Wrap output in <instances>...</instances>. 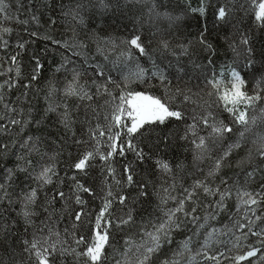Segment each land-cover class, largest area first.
<instances>
[{
    "label": "snow or ice",
    "instance_id": "6c2138e0",
    "mask_svg": "<svg viewBox=\"0 0 264 264\" xmlns=\"http://www.w3.org/2000/svg\"><path fill=\"white\" fill-rule=\"evenodd\" d=\"M15 3L18 7L13 12L8 0H0V49L8 47L9 42L5 37L13 31V28L7 26L9 22L23 26L29 24V19H19L16 14L23 8L21 0H15ZM97 3L102 10L110 7L106 0H97ZM61 7L63 9L65 6ZM83 7L82 2L75 7L68 5L63 15L82 25L85 21L79 9ZM255 7V20L259 22V26L264 27V0ZM188 8L192 13L204 16L207 10L206 0H200L198 6H192L189 2ZM231 13L232 9L227 4L218 5L215 19L228 23ZM163 15L170 22V27L181 19L166 13ZM160 16L161 13L156 12V5L152 2L149 7V22L153 17ZM31 21L39 23L35 13L31 15ZM51 23L56 21L52 20ZM140 28H143L142 23ZM150 33L147 42L140 29H134L132 34L119 43L113 38L91 37L96 44V57L100 59L90 57L83 51L88 48L87 34L82 40L77 39L75 34L71 41L54 40V44L64 47L73 57H82L84 64L93 69L91 84L94 91L93 87L81 82L82 69L67 67L73 61L66 56L61 68L71 72L70 78L63 84L50 82L46 92V99L58 94H62L64 99L61 103H49L43 112L36 108L32 97L35 95L33 82L40 80L44 65L36 59L31 75L27 82H23L18 79L20 70L17 55L10 57V62L16 65V76L0 81V133L6 134L15 129L18 138L0 140V157L15 148L20 152L22 163L0 173V207L3 209L0 212V246L11 241L14 247L18 242L21 251L27 254V264H55L54 256L69 254L76 259H83V264H105L108 259L105 249L110 247L109 230L113 223L116 227L123 228L134 220L131 210L115 221L112 218L110 209L113 203L124 205L129 199L122 188L135 185L140 197L148 199L150 196V182H137L131 165L124 166V179L121 180L111 161L117 156L126 157L128 152L134 153L139 163L153 159L133 137H137V134L143 137L146 132L155 131L152 125L164 126L170 120L190 121L186 123L180 139L192 145L194 162L210 158L213 160L212 166L202 178L195 179L190 187H183L181 193L174 195L176 170L166 155H160L170 148L168 137L158 138L159 143L154 145L157 152L154 170L159 174L160 180L157 195L161 215L155 221L149 219L141 224L139 244L131 238L124 240L122 255L127 259V253L134 247L135 264H153L154 258L159 260V264H222L221 258L231 261V264H243L245 261L264 264V133H255L251 147L246 148L247 155L235 161V167L239 171L234 177L221 175L222 169L233 167V161L229 157L246 146L245 133L251 132L258 119L264 117L262 107L259 110L261 117L253 115L251 120L248 118V109L255 108L264 100V53L260 54V66L257 67L256 53L249 37L239 34L238 40L234 38L229 43L237 62L225 65L217 72L212 59L215 50L208 42L205 32L202 31L196 39L195 43L201 46V51L208 53L207 71L203 73L204 85L211 89L207 95L216 96L217 101L222 104L223 110L231 117V122H226L218 119L210 110L201 115L193 108L189 115V110L182 107L184 104L195 103L191 90L186 91V85L181 86L188 76L185 61H192L196 54L193 42L186 41L173 46L160 28L156 27L154 31L150 28ZM30 35L37 36L38 33L31 32ZM18 47L23 49L24 43H19ZM240 62L243 63V68L237 66ZM245 69L255 81L251 94L245 90L248 83L244 75ZM8 72L11 73L12 69L9 68ZM113 73H117L119 79ZM257 74H260L258 79ZM2 75L4 73L0 71V76ZM225 80L226 86L222 90L221 84ZM110 85L119 89V94ZM133 85L145 91L134 90ZM17 88L23 89L20 96L15 101L7 99L5 93ZM150 88L160 90L163 94H151L146 91ZM98 97H107L104 106H110V110L103 116L105 123L93 124L88 120L87 127L78 136L74 128L76 121L67 101L75 98L81 102H92ZM239 105H243V108L238 107ZM88 106L91 107V104ZM211 107L208 104V109ZM49 113H57V122L64 130L63 143L77 146L78 155L76 160L68 164L71 174L66 171V179L61 177L57 169L56 156L49 157L47 163L40 162L43 159L41 146L46 144L42 135L45 131L43 125L50 118ZM99 115L94 109L93 118L98 120ZM146 125L149 127L146 128ZM233 125L245 127L235 142L223 146L222 152L213 157V146L223 145L225 140L230 139L229 134L234 131ZM21 133L24 135L21 136ZM81 145L84 146L82 151L79 150ZM104 146L107 147L106 152L101 150ZM34 154L40 159H34ZM97 160L106 169L105 183L108 186L102 207L95 216L91 237L86 239L73 230L77 223L85 222L82 218L90 215L86 211L87 201L82 194H95L80 177L87 176L89 169L96 166ZM37 166L39 171H36ZM175 168L182 169L183 164H177ZM241 175L243 181L240 179ZM257 177L261 183L257 188L251 189L250 182ZM66 180L71 181L67 191L63 189ZM33 181L35 187L32 186ZM112 182L121 188L114 190ZM49 185H55V188L49 190ZM233 199L235 206L229 208L228 202ZM170 201L173 203L172 207H168ZM58 202L61 203V212L67 213L72 220L71 229L65 227L61 230L58 227V220L54 218ZM198 209H203V215ZM4 212L9 216H13V213L15 215L13 219H6L3 217ZM222 215L227 219L221 221ZM177 233H183L182 238L178 239ZM68 237H71V244ZM251 237H256V241L251 242ZM116 264H121V261L116 260Z\"/></svg>",
    "mask_w": 264,
    "mask_h": 264
},
{
    "label": "trees",
    "instance_id": "16d2710c",
    "mask_svg": "<svg viewBox=\"0 0 264 264\" xmlns=\"http://www.w3.org/2000/svg\"><path fill=\"white\" fill-rule=\"evenodd\" d=\"M8 2L11 10L16 12L18 6L15 0H8ZM81 2L84 4V7L79 9V11L85 21L82 25L72 21L71 17H65L63 15L68 5L75 7L77 3ZM106 2L110 7L102 10L97 0H31V3H29V0H21L23 8L16 14L19 19H29V24L27 26L12 22L7 24V26L13 28V31L5 37L9 42L7 49H0V71L4 73V75L0 76V81L16 76V65L10 62L11 56L17 55L20 70L18 79L23 82H27V78L31 75L35 66V60L39 59L44 65V68L41 70L40 80L33 82L35 85L33 88L35 95L32 99L36 108L43 112L49 103H61L64 99L62 94H58L51 99H46V92L50 82L63 84L70 78L71 72L65 68H61L66 56L73 61L67 67L82 69L81 82L93 87L91 84L94 78L93 69L84 64L82 57H73L64 47L54 44V40L71 41L74 34L77 39L82 40L85 34H87L89 37L87 41L88 48L83 51L90 57L100 59L96 57V44L91 37L95 36L103 39L113 38L119 43V41L132 34L134 29H140L141 34L147 42L151 35L150 28L154 31L158 27L162 30V34L167 36L173 46L186 41L193 42L196 54L192 57V61H185L188 76L185 77L181 86L184 87L186 85L185 90H191L190 94L195 103L184 104L182 107L189 110V115L192 114L191 109L193 108L196 109L197 114L201 115L206 110H210L215 113L218 119L231 122V117L223 110L222 104L217 101V97L207 95V92L211 89L210 87H205L203 73L207 71L208 53L201 51V46L195 43V41L199 34L204 31L208 42L212 44L215 50V55L212 59L215 70L219 72L225 65L235 64L237 62L236 54L229 47V43L234 38L238 40L239 34H246L256 53L257 67H259L260 54L264 53V27L259 26V22L255 20V12L257 11L255 5H258L262 0H206L207 10L204 16L198 13H192L188 8L189 2L192 6H198L200 0H148V2L142 3H136L134 0H106ZM152 2L156 5V12L161 13V16L158 18L153 17V20L149 22V7ZM222 4H227L232 9L228 23L218 22L215 19V9L218 5ZM62 5L65 6L63 9L61 7ZM33 13L38 17L39 23L31 21V15ZM165 13L172 17H181V19L170 27V22L164 18L163 14ZM52 20H55L56 23H51ZM141 23L143 24L142 29L140 28ZM31 32H36L38 35L32 36L30 35ZM19 43H24L23 49L18 47ZM196 65H200V67H196ZM237 66L243 68V63L240 62ZM9 68L12 69L11 73L8 72ZM58 68H60V71H57ZM115 74L113 75L119 79V75L117 73ZM244 75L248 82L245 90L250 93L251 89L255 86V81L247 69L244 70ZM259 75L257 74V79ZM110 88L116 94H119V89H115L114 85H110ZM133 89L145 91L143 88L133 87ZM21 91H23L22 88L13 89L10 92H6L5 96L7 99L15 101L20 96ZM146 91L155 95L163 94L162 91L157 89L150 88ZM105 99L107 97H98L92 102H81L75 98L67 101L68 107L71 109L73 118L76 121L74 128L78 136L87 127L86 121L88 120L93 124L99 122L103 125L105 123L103 116L110 110V106H104ZM260 102H264V100ZM89 104H91V107L88 106ZM208 104L212 105L211 109H208ZM94 109L100 114L98 120L93 118ZM59 110H62V108ZM48 115L50 118L43 125L45 131L42 135L46 144L41 146L43 159L40 162L47 163L49 162V157L56 156L57 169L61 177H64L66 171L71 174L67 166L76 160L78 155L77 146L70 143H63L64 130L57 122V113H49ZM189 122L170 120L164 126L152 125L151 127L155 131L146 132L143 137H139V134H137V137H133L136 143L144 148L145 151H148L153 159L145 163H139L134 153L128 152L126 157L117 156L111 161L112 166L116 169L117 176L121 180L124 179V166L131 165L137 182H150L148 188L150 196L148 199L140 197L135 185L122 188L123 193L128 195L129 199L124 205L118 202L113 203L110 209L112 218L115 221L116 218L125 216L131 210L134 220L123 228H118L113 223V226L109 230L110 247L105 249L108 256L105 264H116V260H120L121 264H133L136 261L134 254L135 248L133 247L132 251L127 253L126 259L122 255L124 253V240L131 238L136 244H139L141 224L149 219L155 221L161 215L158 209L159 196L157 195V192L160 190V180L159 174L154 170V159L157 155L154 145L159 143L158 138L168 137L170 148L160 153V155H166L167 159L173 164L174 170H176V192L174 195L181 193L183 187H190L195 179L202 178L204 173L212 166L213 160L210 158H206L203 162H194L192 145L180 139L184 134L186 123ZM145 127L147 128L149 126L146 125ZM243 127V125H233L234 131L229 134L230 139H236V136H238L239 131ZM27 131L26 129L25 132ZM20 135L22 136L24 134L21 133ZM37 135H41V133H37ZM9 137L13 139L18 138L15 129L6 134L0 133V140L7 141ZM223 146H213L214 151L212 156L219 155ZM83 148V145L79 146V150L82 151ZM101 150L106 152L107 147L104 146ZM244 156L245 149L243 150V148L234 152L229 157L233 161V167L222 169L221 175L234 177L239 171L235 167V161ZM34 159H40V157L34 154ZM18 163H22L20 161V152L13 148L7 155L0 157V173H3L9 168H14ZM95 164V167L89 169L87 176L80 177L81 181L90 187L95 194L94 196L82 194L87 201L86 211L90 215L82 218L85 222L83 224L77 223L76 228L73 230L78 236L83 235L86 239L91 237L94 219L102 207V200L108 186L105 183L107 173L106 169L102 166V162L97 160ZM177 164H183V168L176 169L175 166ZM36 171H39L38 166ZM64 178L66 179V177ZM53 179L56 180V177ZM108 179L110 180V178ZM240 179L243 181L242 175ZM69 183L71 181L66 180V183L63 185L65 191L68 190ZM32 186H36L34 181ZM111 186L114 190L121 188L120 185H115L114 182H112ZM53 188H55V185H49V190ZM172 206L173 203L170 201L168 207ZM73 207L75 208L77 206ZM230 208H233V205ZM2 211L3 209L0 207V212ZM198 212L203 215V209H198ZM14 215V213L13 216H9L7 212L3 213V217L6 219H13ZM60 217H63V219H60ZM54 218L58 220V227L61 230L65 227L71 229L72 220L68 218L67 213L61 212V203L59 202L56 204V215ZM222 218L223 220L227 219L223 215L220 219ZM176 235L179 239L182 238L183 233H177ZM68 240L71 244V237H68ZM82 247L80 250H82ZM53 260L55 264H83V259H76L71 254L63 257L56 255L53 257ZM227 262L228 260H225L222 263L226 264ZM0 264H27V254L21 251V245L18 242L13 247L10 241L9 244L0 246ZM153 264H159V260L154 258Z\"/></svg>",
    "mask_w": 264,
    "mask_h": 264
},
{
    "label": "rangeland",
    "instance_id": "374dc122",
    "mask_svg": "<svg viewBox=\"0 0 264 264\" xmlns=\"http://www.w3.org/2000/svg\"><path fill=\"white\" fill-rule=\"evenodd\" d=\"M114 75H116L115 73H113ZM224 86H226V80L225 81H223L222 82V84H221V89L223 90V87ZM133 87H135V88H139V87H137V86H135V85H133ZM253 89V88H252ZM252 89H251V91H252ZM250 94H251V92H250ZM238 107H240V108H243V105H239ZM262 107H264V102H259L256 106H255V108H249L248 109V118H249V120H251V117L253 116V115H256L257 117H261V113H260V108H262ZM235 127V126H234ZM245 127V126H244ZM244 127L243 128H241V130L239 131V133L241 132V131H243L244 130ZM262 127H263V130H262ZM255 133H264V117H261L260 119H258V121H257V124L255 125V126H253L252 127V131L251 132H246L245 133V139H246V141H247V144H246V146L245 147H242L243 148V150L245 149V156L247 155V151H246V148L247 147H251V140L254 138V134ZM237 138H239V134H238V136H236ZM237 138L236 139H227V143H226V140L223 142V145L224 146H226L228 143H231V142H235L236 140H237ZM219 148V147H218ZM223 150V149H222ZM222 150H221V152H222ZM261 183V180H260V178L259 177H257L254 181H251L250 182V188L251 189H255V188H257L258 186H259V184ZM230 203H228V206H229V208H230V206L231 205H233V208H234V206H235V201H234V199L233 200H230L229 201ZM221 221H224L223 220V218L221 219ZM256 237H251L250 238V241L251 242H255L256 241ZM258 246V245H257ZM222 259V262L224 263V259L223 258H221ZM253 259H255V258H253ZM222 263V264H223ZM133 264H135V261H134V263ZM226 264H231V261H229L228 260V262L226 263ZM243 264H251V261H246V262H243Z\"/></svg>",
    "mask_w": 264,
    "mask_h": 264
}]
</instances>
